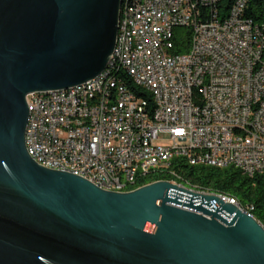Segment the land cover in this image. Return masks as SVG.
Segmentation results:
<instances>
[{
  "label": "water",
  "instance_id": "obj_1",
  "mask_svg": "<svg viewBox=\"0 0 264 264\" xmlns=\"http://www.w3.org/2000/svg\"><path fill=\"white\" fill-rule=\"evenodd\" d=\"M122 0H0V264H264V226L155 182L127 193L36 163L27 97L100 76Z\"/></svg>",
  "mask_w": 264,
  "mask_h": 264
},
{
  "label": "built area",
  "instance_id": "obj_2",
  "mask_svg": "<svg viewBox=\"0 0 264 264\" xmlns=\"http://www.w3.org/2000/svg\"><path fill=\"white\" fill-rule=\"evenodd\" d=\"M249 1L232 0L218 14L225 0H135L121 31L130 43L118 42L100 76L70 95L27 97L31 158L116 186L135 176V163L149 168L183 154L192 156L190 166L211 161L213 168L264 174V25L246 18ZM164 26L173 27L168 47H161ZM178 28L191 31L185 54L174 52ZM101 82H110V96H101ZM99 98H108L107 109H99Z\"/></svg>",
  "mask_w": 264,
  "mask_h": 264
},
{
  "label": "trees",
  "instance_id": "obj_3",
  "mask_svg": "<svg viewBox=\"0 0 264 264\" xmlns=\"http://www.w3.org/2000/svg\"><path fill=\"white\" fill-rule=\"evenodd\" d=\"M232 0H225L219 6L220 13L225 14ZM246 18L256 25H264V0H250L246 9ZM191 31L185 28L175 30L176 54L189 51ZM149 95V94H144ZM177 180L184 185L202 191L221 193L235 198L240 206L250 212L264 226V174L250 177L235 167L213 168L209 166H190L182 159H174L170 164ZM175 180L168 172H155L136 184V188L160 181Z\"/></svg>",
  "mask_w": 264,
  "mask_h": 264
},
{
  "label": "bare ground",
  "instance_id": "obj_4",
  "mask_svg": "<svg viewBox=\"0 0 264 264\" xmlns=\"http://www.w3.org/2000/svg\"><path fill=\"white\" fill-rule=\"evenodd\" d=\"M220 5H221V2H219V5H218V14H221L220 9H219ZM133 7H135V0H122L121 7H120L117 43H116L115 49H118V42L130 43V36H124V33H121V31H124V20L130 19V12H132ZM173 41H174L173 27L164 26V36H162V39H161V47H168V44H170ZM113 55H115V51ZM109 66H110V61L107 67ZM79 88H85V84L75 86V87L65 89V90H58V95H70V93L72 92H77ZM143 91H144V94L151 95L150 84H143ZM129 93H131L132 97L134 98H141V90L140 88H138L137 85H129ZM101 96H110V82H101ZM107 108H108V98H99V109H107ZM26 139H28V131H26ZM181 159L185 161L187 164L192 165V156H190V154L181 155ZM33 160L36 163L42 165L41 159H33ZM171 162L172 160L170 159H158L156 160V164H153V166H149V168H147V161H140L138 163H135L131 165V173H135V176L119 178V183H117V186H116L115 181H110L109 179H106V177L104 176H95L94 178V175H85V173H76V171H67V172L74 173L78 176H81L89 180L90 182H92L94 185H96L100 189L119 192V193H127V192L133 191L130 189L135 187L136 184H138L140 181L145 179L147 176L155 172H159V171L168 172L172 177L175 178V180H172L169 182L177 185L179 188H182L187 191L189 190L190 192H193V193L202 192L203 195H211L215 197H217L218 195L219 197H222V198H228L231 200V203H234V205H236L237 207H240V209H243L240 206L239 202L235 198L229 195L202 191V190L188 187L184 185L183 183H180V181L176 179L178 178L177 173L174 170L170 169ZM42 166L47 167L45 165H42ZM199 166L213 167V165H211V161H202V163H199ZM55 170L64 171L63 168H55ZM244 212H247V211L244 210ZM250 216L255 218L251 214Z\"/></svg>",
  "mask_w": 264,
  "mask_h": 264
}]
</instances>
